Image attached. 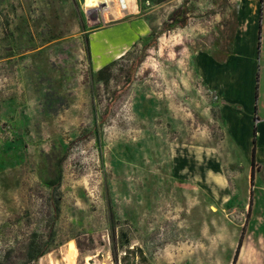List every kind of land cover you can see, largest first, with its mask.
I'll return each mask as SVG.
<instances>
[{"label":"rangeland","instance_id":"1","mask_svg":"<svg viewBox=\"0 0 264 264\" xmlns=\"http://www.w3.org/2000/svg\"><path fill=\"white\" fill-rule=\"evenodd\" d=\"M233 1L104 23L0 0V264H231L244 226L235 264H264L263 203L246 220L249 166L195 71Z\"/></svg>","mask_w":264,"mask_h":264},{"label":"crops","instance_id":"2","mask_svg":"<svg viewBox=\"0 0 264 264\" xmlns=\"http://www.w3.org/2000/svg\"><path fill=\"white\" fill-rule=\"evenodd\" d=\"M233 2V11L213 30L230 36L222 46L199 51L195 71L217 97L224 136L249 166L247 195H254V208L256 199L263 203L264 215V0Z\"/></svg>","mask_w":264,"mask_h":264},{"label":"bare ground","instance_id":"3","mask_svg":"<svg viewBox=\"0 0 264 264\" xmlns=\"http://www.w3.org/2000/svg\"><path fill=\"white\" fill-rule=\"evenodd\" d=\"M82 6L87 15L100 17L104 23L139 14L138 0H82Z\"/></svg>","mask_w":264,"mask_h":264},{"label":"trees","instance_id":"4","mask_svg":"<svg viewBox=\"0 0 264 264\" xmlns=\"http://www.w3.org/2000/svg\"><path fill=\"white\" fill-rule=\"evenodd\" d=\"M260 1H262V0H260ZM180 10L179 11H177L176 13H174L173 14V17H176V16H178V15H180ZM257 96V95H256ZM254 135H255V133H254ZM253 154H254V152L252 153V158H253ZM252 168H253V161H252ZM252 177H253V174H252V172H251V175H250V182L252 183V181H253V179H252ZM251 206H252V195H251V192H250V195H249V203H248V209H247V213H246V220L249 218V215H250V211H251ZM245 227V226H244ZM244 227H243V229H242V231H241V235H240V237H239V239H238V242H237V247H236V250H235V253H234V256H233V259H232V263L231 264H235L236 263V259H237V257H238V253H239V250H240V248H241V245H242V239H243V234H244Z\"/></svg>","mask_w":264,"mask_h":264},{"label":"water","instance_id":"5","mask_svg":"<svg viewBox=\"0 0 264 264\" xmlns=\"http://www.w3.org/2000/svg\"><path fill=\"white\" fill-rule=\"evenodd\" d=\"M79 2L81 3V2H82V0H79Z\"/></svg>","mask_w":264,"mask_h":264}]
</instances>
